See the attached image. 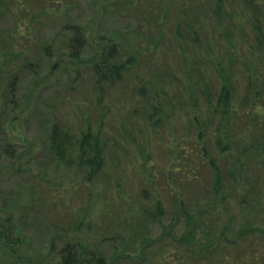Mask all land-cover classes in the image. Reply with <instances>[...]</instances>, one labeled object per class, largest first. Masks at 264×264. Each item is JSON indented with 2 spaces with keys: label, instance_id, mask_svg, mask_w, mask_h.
Wrapping results in <instances>:
<instances>
[{
  "label": "rangeland",
  "instance_id": "1",
  "mask_svg": "<svg viewBox=\"0 0 264 264\" xmlns=\"http://www.w3.org/2000/svg\"><path fill=\"white\" fill-rule=\"evenodd\" d=\"M21 1L0 2V264H60L67 244H74L80 264H93L90 256L84 255L87 243L100 256L101 264H194L198 258L194 251L199 250L202 235L214 238L212 247L199 252L205 255L207 264H212L217 236L233 226L223 228L225 223L220 221H225L221 219L225 215L218 206L206 218H219L217 226L210 228L215 236L201 233L195 221L202 207L186 202L195 190L186 195L191 225L186 222L175 189L165 181L170 172V124L166 123V130L153 139V163L143 166L137 157L124 151L133 144L122 133L130 117L125 111L129 109L131 114L134 106L144 111L139 86L133 80L134 84L127 85H131L129 89L123 82L109 83L101 107L96 103L100 92L93 66L103 48L118 45L117 54L125 62L132 48L148 39L149 20L141 6L127 10L114 6L121 0H72L76 7L71 11L50 4L42 16V4L23 0L28 4L20 7L27 8L30 24L26 26V20L18 26L16 15ZM6 2L13 4V12ZM58 12L62 18L57 17ZM34 13L42 16L36 35L27 33V28L34 32ZM170 14L175 16L176 11ZM76 28L83 39L81 46L73 41ZM170 32L168 29L166 33ZM10 40L18 42L13 45L20 46L23 57L16 54L15 47L7 51ZM170 59L166 54L161 62L168 64ZM141 70L136 69L143 80L160 81L166 94L162 100L174 96V86L161 83L169 80L168 74ZM101 114L106 115L101 139L105 145L104 168L87 182L76 166L60 163L51 149V135L55 128L70 133L75 155L81 134L88 123L97 130ZM171 119L178 133L184 134L180 117ZM124 120L127 122L122 127ZM140 121L142 117L133 119L135 123ZM202 173L209 188L210 173ZM150 175L156 177L154 187L147 183ZM226 189L231 190V186ZM155 192L160 193L156 198L161 200L163 210L156 219L153 202L158 199L152 200ZM202 200L201 204L207 203ZM143 207L148 208L147 213L141 211ZM232 211L228 219L237 215ZM247 263L251 260L239 261ZM221 264L238 263L225 259Z\"/></svg>",
  "mask_w": 264,
  "mask_h": 264
},
{
  "label": "trees",
  "instance_id": "2",
  "mask_svg": "<svg viewBox=\"0 0 264 264\" xmlns=\"http://www.w3.org/2000/svg\"><path fill=\"white\" fill-rule=\"evenodd\" d=\"M31 1L42 4V16L48 12L50 4H58L65 11L76 7L72 0ZM6 3L13 12V4ZM24 4L28 3L22 0L17 7L18 26L29 19L27 8L20 7ZM114 6L127 10L141 6L149 20L148 39L138 42L125 62H121L117 54L118 45L103 48L93 66L100 92L97 106L101 107V98L109 83L123 82L125 89H129L131 85H127L135 82L144 114L137 106L131 114L129 109L125 111L130 117L128 128L122 133L134 147L124 151L137 157L143 166L153 163V139L166 130V123L170 124L173 131L167 144L170 172L165 181L175 189L186 222L191 219L187 203H194L202 207L195 221L201 233L212 235L210 228L217 226L220 220L206 218L212 213L211 209L218 206L225 215L221 218L225 221H220L225 223L223 228L233 226L217 236L212 264H221L225 259H233L238 264L240 260H251L247 264H264V0H121ZM172 10L176 11L175 16H171ZM35 14L31 17L34 32L27 28L28 34L36 35L37 22L41 21L42 16L38 18ZM57 17L62 18V15L59 13ZM75 31L73 41L81 46L80 31L78 28ZM16 43L10 40L7 51L14 49ZM19 47H15L16 54L23 57ZM166 54L171 56L168 64L161 62ZM141 67L145 73L153 69L168 74L169 80L161 83L174 86V96L162 100L166 94L160 81L140 78L142 73L136 69L141 70ZM174 115L180 117L184 134L178 133L173 124ZM137 117H142L143 122H133ZM99 121L97 130L88 123L77 141L75 155L71 150L70 133L55 128L51 135V149L60 163L76 166L87 182L93 181L104 168L105 145L101 139L105 135L106 115L101 114ZM203 171L210 173L209 188ZM155 178L151 175L146 178L152 187ZM227 186H231V190L228 191ZM190 190H195L196 194L186 203ZM153 195L154 201L160 193ZM232 196L235 200L230 198ZM202 199L207 203L201 204ZM153 204L156 219L163 213L161 200ZM231 210L237 215L228 219ZM141 211L147 213L148 208L143 207ZM256 218L260 224L254 222ZM202 237L199 250L194 251L198 257L194 264H207L205 255L199 252L213 245L214 238ZM73 245L65 246L60 264H80ZM84 255L90 256L93 264L103 263L88 243Z\"/></svg>",
  "mask_w": 264,
  "mask_h": 264
}]
</instances>
